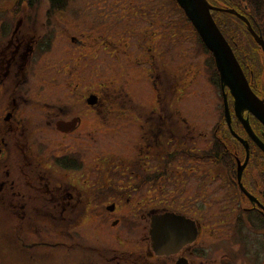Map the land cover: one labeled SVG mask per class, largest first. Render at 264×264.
Returning <instances> with one entry per match:
<instances>
[{
  "label": "rangeland",
  "instance_id": "1",
  "mask_svg": "<svg viewBox=\"0 0 264 264\" xmlns=\"http://www.w3.org/2000/svg\"><path fill=\"white\" fill-rule=\"evenodd\" d=\"M26 4L30 7L28 8ZM65 4L67 7L61 14L50 17L52 14L50 9H53L50 0H0V28L2 25L5 28L8 27L6 36L0 41V50H3L7 41L10 40L7 45L12 49L15 45L20 58L19 54L25 51L28 41L32 49L35 45L34 52L31 50L35 59L32 62L34 67L30 71L31 85L27 87L29 94L37 96L39 84H45L50 90L52 89L50 85L54 83L66 84L70 78V71L69 74H65L57 70L61 68L69 70L73 64L76 65L74 75L77 84L76 97L80 105L79 113L83 118V125L78 132L79 150L91 149L87 142L91 137L88 133L90 131L95 138V147L98 145L97 151H94L95 157L99 155L105 160L108 157L110 159L109 151H112L116 155L119 154L113 161L119 164L123 161L120 156L122 150L126 145L129 148L125 139L132 141L133 138L130 139L128 133L136 124L135 119L125 116L122 111L135 113L133 116L138 118L140 111L138 112L133 106L138 101L139 105H136L142 108L144 129L145 112L149 113L151 110L144 105L151 100L152 87L149 83V72L152 70L153 60L149 55V46H152L157 51L156 64H159L157 70L160 73L168 72L177 80L181 78V81L185 82L184 85L177 82L173 101L168 108V115L174 114L175 119L187 118L185 123L174 124V130H178L175 132L177 135L174 137V144L190 146L195 151L205 148L209 156L202 162L207 175L206 191L202 206L204 211L199 219L202 233L194 248L193 264H264V224L254 217L251 224L247 214L240 208L241 200L243 204H247L248 200L240 192V194L237 193L235 186L232 185L236 179L235 158L232 163H225L229 167V174H225V169L217 166L218 162L211 158L215 154L212 145L213 129L221 119L225 120L220 78L218 82H214L215 68L217 69L213 62L214 57L200 39L199 33L183 9L177 3L175 4V0H67ZM83 4H99L105 9L97 12L79 9L78 12L73 11L75 5L80 9H86ZM12 5L17 6V12L12 11ZM25 13L28 14L27 17L24 16ZM216 16L225 28L224 31L229 39L235 41V43L232 41L233 46L235 44L233 51L243 66L245 74L250 70L255 72L256 81L252 77L253 82L250 83L256 87L257 92L264 95V73L261 70L262 67L258 66L256 49L245 34V29L237 25V22L229 16ZM102 20L111 22L110 27L103 24H91V22ZM52 30L56 31L55 38L42 44L43 51H38V44L34 42L41 39L39 37L44 39L45 32ZM0 35L2 36L1 30ZM67 36H76L80 42L72 43L69 38H66ZM152 36L156 38L155 42H151ZM145 37L148 39H143ZM96 38L99 39L97 42L94 41ZM105 38H109L111 43H100ZM18 40L24 41H20L19 44ZM138 56L141 58L136 60ZM47 93L50 94V92ZM89 93H96L100 99L104 100L103 107L102 103L98 104L97 107L100 109L97 112H86L85 101ZM60 94L65 95L64 92ZM171 98L168 96V101ZM131 100L135 103H131ZM229 101L235 120L230 95ZM159 110L162 117L167 114V109L159 108ZM224 125L228 127L226 120ZM164 128V132L170 135L172 130L166 129L165 125ZM220 128L219 135L225 132L223 126ZM253 152L255 156L249 161L248 167L252 165L254 171L263 174L264 158L257 148H254ZM238 153H241L240 149ZM163 157V154H159L157 162L162 161ZM241 158L244 159V157ZM105 160L101 163L103 164ZM128 164L126 162L125 167ZM190 164L196 165L199 162L186 156L178 158L175 162L174 175L176 176ZM202 164L198 166L197 171L204 168ZM233 166L234 169H232ZM123 168L121 166V170L111 172L109 179L112 177L118 181L123 179L133 184L136 181L135 176L129 177L130 171H124ZM101 175L102 178L105 177V174ZM197 175L198 173L190 176L191 183L185 188L188 196L195 195L198 189ZM225 179L227 182L224 181ZM193 181L195 184H192ZM124 184L121 183V185ZM172 190L169 180L160 179L154 189L144 188L142 193H139L140 202L137 201V193L124 194L123 199L120 198V213L111 219L112 221L121 216V223L118 226H112L109 231L110 221V226L106 229L110 236L119 233L117 244L121 248L131 247L132 249L142 245L143 264L151 263L144 251L149 228L147 211L152 208L168 209L170 205L180 207L181 205L177 204L186 200V194L182 195L183 192L179 193L180 191L175 187L173 191L178 200H174L175 197L171 198ZM0 227H2L1 220ZM5 244L4 242V246L0 247V264H24L22 252L9 251ZM113 246L118 247L116 244ZM156 264H170V262L167 259H158Z\"/></svg>",
  "mask_w": 264,
  "mask_h": 264
},
{
  "label": "flooded vegetation",
  "instance_id": "2",
  "mask_svg": "<svg viewBox=\"0 0 264 264\" xmlns=\"http://www.w3.org/2000/svg\"><path fill=\"white\" fill-rule=\"evenodd\" d=\"M15 7L12 5V11L17 12L18 8L15 9ZM51 7H53L52 4ZM66 7V4L53 7L50 9L52 13L50 17H57ZM83 7L86 9H80L75 5L73 11L78 12L79 9L97 12L105 9L99 4H83ZM24 16L27 17L28 14L25 13ZM91 24H103L110 27L111 22L102 20L91 22ZM21 25L23 24L21 23ZM0 30L1 41L6 36L8 27L5 28L2 25ZM54 34H56L54 30L45 32L44 39L39 37L41 39L34 42L38 44V51H43L42 44L55 38ZM153 36L151 42H155L156 38ZM66 38H69L72 43L80 42L76 36H67ZM98 40L96 38L94 41ZM105 42L106 44L111 43L109 38L100 41L103 44ZM139 42L141 43L140 40ZM9 43L10 40L7 41V44ZM7 44L3 50H0V220L2 221L0 247L4 246L5 242L9 251L20 250L24 257V264H143L142 245L132 249H130L131 247L121 248L117 244L119 233L110 236L106 231L114 215L120 213L119 206L120 200L123 199L122 196L135 192L137 201L140 202L139 193H142L144 188L154 189L160 179L169 180L173 190L175 187L180 191L179 193L183 192L182 195L188 194L185 188L191 183L189 182L190 176L198 173V189L195 191V195L188 196L186 194V200L177 204L181 205L180 207L170 205L168 209L155 210L152 208L147 211L149 228L147 245L144 248L147 259L151 260L150 264L158 263V259H167L170 264H193L194 248L202 233L199 219L203 215L204 208L202 206L206 191L207 175L202 162L209 156L205 148L195 151L190 146L174 144V137L177 135L175 132H178V130H174V124L185 123L187 118L175 119L174 114L168 115V108L173 101L176 84L184 85L185 82L183 83L181 78L177 80L168 72L160 73L157 70L159 64H156L157 51L149 46V55L153 60L152 70L149 72V83L152 89H150L151 100L148 101L150 105L147 104L144 107L151 108V110L149 113L145 112L144 129L142 108L136 105H139L138 101L133 105L138 112L140 111V114L137 115L138 118L133 116L135 113L122 111L125 116L136 121L135 126L131 127L129 130L131 132L128 133L130 139H135H132L131 142L125 139L129 148L127 145L125 146L120 154L123 161L115 164L113 161L119 154L116 155L112 151H109L110 159L108 157L105 160L99 155L95 157L94 151H97L98 145L95 147V138L90 131L88 133L91 137L87 142L91 149L79 150L78 132L83 125V118L79 113L80 105L78 97H76L77 84L74 76L76 65L73 64L69 70L67 68L57 70V72L65 74H69L70 71V78L66 84L54 83L50 85L51 90L45 84H39V93L34 97L29 94L27 87L31 85L32 74L30 71L34 67L32 62L35 59L33 57L35 45L32 49L30 41H28L25 51L19 54V58L15 45L12 49ZM140 46L142 47V45ZM140 58L141 56H138L136 60ZM122 88L124 89V85ZM125 90L127 89L125 88ZM61 92H64L65 95H61ZM87 96L86 112L99 111L100 108L97 107L99 103H102L103 107L104 100L100 99L96 93H89ZM90 96L96 98L90 101ZM168 96L172 97L169 101ZM133 102L134 100H131V103ZM232 107L234 111L233 100ZM159 108L167 109V114L162 117L159 114ZM247 115L244 113L245 117ZM235 117L234 120L232 115V129L248 141L250 155L251 150L257 148L260 153H263L261 156L264 158L262 149L246 132L236 115ZM248 118L255 133L264 142V125L252 114H249ZM100 119L102 120V118ZM220 122L213 129L212 145L215 154L211 158L218 162L217 166L225 169V174H229L230 170L224 159L228 156L233 159L235 155L236 164H238V160L243 162L246 149L227 125L233 139L245 151L244 159H242L241 155L239 156L235 151L238 144L231 140L230 143L234 145V152L233 150L230 152L231 156L229 143H224L223 138H220L221 134H218L217 127ZM164 125L167 126L166 129L172 130L170 135L166 134L168 132H164ZM218 146H221L218 148L220 153L216 151ZM223 150L226 156L218 161L216 157H221ZM159 154L164 155L160 164L157 162ZM181 156L196 160L199 164H196L197 166L190 164L175 176V162ZM253 157L249 156L241 178L242 184L250 196L240 188L237 179L238 165L235 166L236 179L232 185L235 186L237 193L240 192L248 200L247 204H243L241 200L240 208L243 213L247 214L248 218L250 215L264 224V173H257L251 167L252 165L248 167L249 161ZM102 160H105L103 164ZM126 162L129 163L127 167H125ZM200 164L204 168L197 171ZM121 166L124 167V171H130L129 177L135 176L136 181L133 184L123 179L121 181L114 180L113 177L109 179L110 173L118 171ZM235 167L233 166L232 169ZM224 173L223 176H225ZM101 174H105V177L102 178ZM224 181L227 182L226 179ZM121 183L125 184L121 185ZM192 184H195V181ZM173 190L171 198L175 197ZM174 200H178V198L175 197ZM166 211L184 215L196 221L198 235L192 242L181 246L177 252L158 254L152 245L151 218L154 214ZM121 219L122 217L118 216L112 220L109 231L112 226H118ZM112 243L118 247L113 246Z\"/></svg>",
  "mask_w": 264,
  "mask_h": 264
},
{
  "label": "water",
  "instance_id": "3",
  "mask_svg": "<svg viewBox=\"0 0 264 264\" xmlns=\"http://www.w3.org/2000/svg\"><path fill=\"white\" fill-rule=\"evenodd\" d=\"M184 13L196 28L205 46L212 53L219 73L222 89L224 117L231 132L242 142L246 149L243 162L238 160L237 179L242 191L250 196L242 184L243 171L248 163L250 147L248 141L239 136L231 126L232 114L229 95L233 100L235 115L241 121L244 129L264 152V142L253 130L249 114H252L264 125V97L258 96L252 89L246 74L237 59L232 46L218 26L213 11L231 13L243 20L260 46L264 54V39L252 27L248 18L237 9L217 6L208 0H176ZM90 96L89 100H94ZM244 113L248 114L246 117ZM198 235L196 221L174 212L166 211L152 215L151 236L152 245L158 254L177 252L181 246L192 242Z\"/></svg>",
  "mask_w": 264,
  "mask_h": 264
},
{
  "label": "trees",
  "instance_id": "4",
  "mask_svg": "<svg viewBox=\"0 0 264 264\" xmlns=\"http://www.w3.org/2000/svg\"><path fill=\"white\" fill-rule=\"evenodd\" d=\"M51 1V4L53 7H59L61 5H64L67 0H50ZM210 3H212L213 5H217V6H223V7H231V8H235L237 9L240 13L244 14L248 20L250 21L252 27L254 28V30L260 34L262 36V38L264 39V0H208ZM28 2V1H27ZM175 3H177V5L180 7V5L178 4V2L175 0ZM30 7V5H28V8ZM15 9H17V6L15 7ZM184 11V10H183ZM213 16H214V19L216 20L218 26L220 27L221 31L223 32V34L225 35V37L227 36L226 35V31L225 28H223V26L219 23V20L217 18L216 15H225V16H229L231 17L232 19H234L236 22H237V25H239L241 28L243 27L245 29V34L247 35L248 39L252 41L255 49H256V56H257V60H258V66L262 67L261 70L262 72L264 73V54H263V51L261 50L260 46L257 44V42L255 41V39L253 38L252 34L250 33L248 27H247V24L241 20L240 18H238L237 16L231 14V13H228V12H221V11H213ZM186 15V14H185ZM224 16V17H225ZM240 28V29H241ZM228 42L230 43V45L232 46L233 50L235 49V44L233 46L232 44V41L233 43H235L234 40H230L229 37L227 36L226 37ZM201 39V38H200ZM202 40V39H201ZM208 49V48H207ZM209 50V49H208ZM235 52V51H234ZM236 54V53H235ZM214 59V58H213ZM238 59V57H237ZM213 62H215L213 60ZM214 65L216 66V64L214 63ZM242 66V65H241ZM253 68H257V66H252ZM243 68V66H242ZM251 68V67H249ZM248 72V71H247ZM257 73V72H256ZM214 82H218L219 81V73L217 71V69L215 68V73H214ZM264 75V74H263ZM246 77L248 78L249 80V83L250 82H253V78H255V81H256V74L253 70H250V72L246 73ZM259 77V76H257ZM252 89L257 93V94H261L259 92H257V89L255 86H253L251 83H250ZM262 96L263 93L261 94ZM222 121L220 122V124L218 125L217 129L218 131L221 129L220 126H223V128H225V132L223 134L220 135V137L223 138V142L224 143H229V147H230V150H229V153L233 150L234 152V145H232L230 142L231 140L234 141V143H237L238 146L237 148L235 149V151L238 152V150L240 149L241 153L239 154V156L241 155V157H244V154H245V151L242 150V147L241 145L233 139L232 135L230 134L229 132V129L228 127L226 128L225 127V120L224 119H221ZM235 128V127H234ZM231 144V145H230ZM224 146V145H223ZM218 148H221V146H218L216 148V151L218 153H220V150ZM260 152V151H259ZM221 157H216L217 160L219 161L220 159H222L223 157L226 156L225 154V151H221ZM231 154V153H230ZM260 154H263L262 152ZM223 155V156H222ZM234 155V154H233ZM254 155V152H253V149L251 150V155L250 157H253ZM232 156V154H231ZM235 156V155H234ZM233 156V158H234ZM255 156V155H254ZM229 158H225L224 159V162L226 164H229V162L232 163V160L230 158V156H228ZM234 162V161H233ZM263 219V218H261ZM249 222L252 224L253 223V220H252V217L249 215ZM239 227L241 228V224L239 225ZM239 228V229H240ZM241 233V232H240Z\"/></svg>",
  "mask_w": 264,
  "mask_h": 264
}]
</instances>
